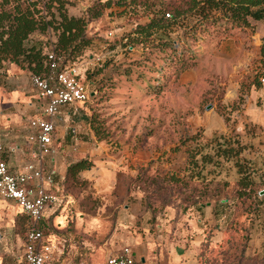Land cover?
<instances>
[{
	"label": "rangeland",
	"instance_id": "rangeland-1",
	"mask_svg": "<svg viewBox=\"0 0 264 264\" xmlns=\"http://www.w3.org/2000/svg\"><path fill=\"white\" fill-rule=\"evenodd\" d=\"M93 1L70 0L67 13ZM125 1L113 2L89 23L92 42L74 61L82 64L79 79L90 95L84 103L63 108L73 112L65 139L69 141L72 134L69 127L75 128L78 140L94 146V162L87 156L88 164L114 168L117 183L101 192L90 180L65 178L58 201L44 213V238L58 248L76 245L71 254L85 262L102 263L112 250L129 245L135 264H173V236L165 229L167 210L188 215L222 199L230 215L207 227V244L215 255L218 246L229 241L230 261L250 232L259 233L264 242V212L254 217L251 230L244 225L241 210L256 204L253 197L238 195L239 190L247 194L249 187L237 186L241 175L234 160L227 165L219 160L225 166L219 174V165L193 168L191 156L198 149L211 152L206 146L209 138L203 135L205 126L217 120L227 127L235 122L249 80L262 73L258 79L264 84V20L203 33L197 40L187 39L188 45L176 36V28L128 50L126 38L134 35L135 26L147 22L153 10L177 0ZM174 39L178 42L173 54L170 46L162 45ZM248 127L250 131L255 125ZM195 158L200 167L201 156ZM245 160L252 173V164ZM228 166L233 168L228 171ZM253 179V193L258 191L259 205L264 207V194H259L264 178ZM7 203L0 209V264L14 263L28 225L20 208Z\"/></svg>",
	"mask_w": 264,
	"mask_h": 264
},
{
	"label": "trees",
	"instance_id": "trees-1",
	"mask_svg": "<svg viewBox=\"0 0 264 264\" xmlns=\"http://www.w3.org/2000/svg\"><path fill=\"white\" fill-rule=\"evenodd\" d=\"M113 2L117 5L126 4L125 0H95L82 7L80 16H73L69 15L66 9L71 4L70 0H0V80L5 76L6 69L11 63L28 71L30 75L44 74L47 70L48 50L60 55L62 63L74 61L92 42V36L87 31L89 23L103 15L113 6ZM253 20H264V0H177L163 8L153 10L147 22L137 24L132 32L134 35L126 38L125 46L128 50H132L133 44L146 42L145 40L153 36L162 38L161 36H167L176 28H179L176 36L184 39V43L188 45L189 38L197 40L203 33L235 27L245 28ZM52 36L54 40L51 39ZM176 42L178 41L174 39L172 42H165L162 46H170L174 54L176 48L173 47ZM179 53L183 54L181 50ZM259 75L262 73H257L253 80L248 81L245 86L247 90L262 85L258 79ZM249 77L246 76L245 79ZM235 135L226 137L220 134L212 137L206 144L211 148V152L195 150L191 156V164L193 168L202 170L206 164L220 166L219 160H234L237 172L241 175L237 186L242 189L249 187L247 194L243 192L241 194L239 190L238 195L253 197L256 204L241 210L247 221L244 225L250 229L251 217L260 206L259 196L258 191L257 194L253 193L252 186L256 181L252 173L247 172V161L240 156L243 145ZM196 155L201 156V168L195 158ZM88 166L90 164L87 159L82 158L68 166L67 176L75 178L79 170ZM190 176L193 177L192 174ZM261 198L264 199V195ZM221 200L215 201L214 205L226 206L227 201ZM175 211L176 216L185 215ZM233 211L235 210L233 209L232 213ZM43 220L44 217H41L37 225L44 233L41 223ZM247 241L246 236L240 250L228 261L231 252L229 241H226L225 245L218 246L217 254L214 255L213 248L208 246L209 241L206 239L201 244L199 261L201 264H211L213 261L219 264H262L261 259L244 256Z\"/></svg>",
	"mask_w": 264,
	"mask_h": 264
},
{
	"label": "crops",
	"instance_id": "crops-1",
	"mask_svg": "<svg viewBox=\"0 0 264 264\" xmlns=\"http://www.w3.org/2000/svg\"><path fill=\"white\" fill-rule=\"evenodd\" d=\"M78 9L76 12H71L68 9V13L73 16H79L82 14L81 4H78ZM51 39L54 40V36ZM88 58L92 60L91 55ZM74 62L78 69L79 66H82L81 63ZM43 102L44 99L31 83L30 73L15 64H9L6 74L0 83V142L2 144L0 160L6 162L12 172L21 170L25 163L30 160L31 152L35 149V144L26 139V134L30 131L29 120L42 115ZM241 106L242 109L238 115L234 116L233 120L235 122L232 125L227 127L221 120H217L213 124L205 126L203 135L206 139H210L220 134L226 137L236 134L235 136L243 145V151L240 155L249 160L254 169L252 175L257 178H264V84L258 88L251 87L245 95ZM63 108H66V106L61 107L54 116L55 131L52 137L51 150L43 155L40 160L44 177L48 174L51 175L48 180L44 178L41 185L46 190L56 194L58 198L64 179L72 178L67 176L68 166L87 156L94 162L93 144L89 146L88 143L78 140L76 135H74L76 134L75 128L69 127L72 134H70L69 141L65 139V126L72 118L73 112L65 111L66 109L64 110ZM245 125L247 126L246 129ZM250 125H255V128L247 131ZM232 161L230 159L225 161V163L226 165L228 163L232 164ZM224 167L220 164V168L216 170V173L220 174ZM232 168V166H228L227 169L230 171ZM75 178L92 181L97 190L101 192L110 190L117 183V173L112 167L103 168L91 165L79 170ZM0 201H5L0 203V209H3L5 207L4 204H8L7 202L16 204L12 200L2 198H0ZM52 205L47 209L51 208ZM227 209L228 207L226 208L222 205L206 204L193 209L188 215L183 217L176 216V211L173 208L167 210L168 218L165 219L167 223L165 229L173 236L171 239L175 248L171 254L173 264H201L199 261L201 244L206 239H209L206 229L212 221L224 220L228 213ZM230 211L232 210L230 209ZM260 211L261 213L264 212V207L259 206L252 215L250 228L252 224L256 223L253 219L258 213L260 214ZM20 212L23 213L21 209ZM229 215L230 212L228 213ZM25 216L29 225L30 220L27 215ZM58 219L60 220L61 217H58ZM23 242L24 237L20 246V253L16 254L13 264H18V259L23 252ZM263 245L264 242L260 238L259 233L250 232L244 256L246 258L261 259L264 264ZM76 247V245L65 246V244L61 248L53 246V264L85 262L78 259L76 254H71ZM116 250L114 249L112 252Z\"/></svg>",
	"mask_w": 264,
	"mask_h": 264
},
{
	"label": "built area",
	"instance_id": "built-area-1",
	"mask_svg": "<svg viewBox=\"0 0 264 264\" xmlns=\"http://www.w3.org/2000/svg\"><path fill=\"white\" fill-rule=\"evenodd\" d=\"M46 66L44 74L30 75L32 85L44 99L42 115L29 120L30 131L26 134V139L35 144L31 158L21 170L15 172L10 171L7 163L0 160V198L14 201L30 220L18 264H53V246L45 240L37 222L44 216L45 210L58 201V196L42 187L43 179L48 180L51 175L44 177L40 160L51 150L55 114L61 107L86 102L90 95L85 82L79 79L78 67L74 61L62 63L60 55L48 50ZM1 149L0 142V151ZM100 264H135L133 250L131 246L124 245L107 255Z\"/></svg>",
	"mask_w": 264,
	"mask_h": 264
},
{
	"label": "water",
	"instance_id": "water-1",
	"mask_svg": "<svg viewBox=\"0 0 264 264\" xmlns=\"http://www.w3.org/2000/svg\"><path fill=\"white\" fill-rule=\"evenodd\" d=\"M259 194H261V195L264 194V189L261 190V191L259 192Z\"/></svg>",
	"mask_w": 264,
	"mask_h": 264
}]
</instances>
